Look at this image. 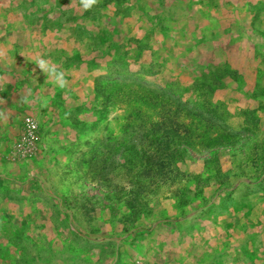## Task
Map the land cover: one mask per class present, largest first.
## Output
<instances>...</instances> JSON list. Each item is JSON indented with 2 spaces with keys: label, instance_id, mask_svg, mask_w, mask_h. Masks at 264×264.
Returning a JSON list of instances; mask_svg holds the SVG:
<instances>
[{
  "label": "rangeland",
  "instance_id": "rangeland-1",
  "mask_svg": "<svg viewBox=\"0 0 264 264\" xmlns=\"http://www.w3.org/2000/svg\"><path fill=\"white\" fill-rule=\"evenodd\" d=\"M0 264H264V0H0Z\"/></svg>",
  "mask_w": 264,
  "mask_h": 264
},
{
  "label": "clouds",
  "instance_id": "clouds-1",
  "mask_svg": "<svg viewBox=\"0 0 264 264\" xmlns=\"http://www.w3.org/2000/svg\"><path fill=\"white\" fill-rule=\"evenodd\" d=\"M80 5L84 10H91L94 6L99 3V0H79ZM72 6V3L69 7ZM37 65L42 69L48 77H55V83L63 88L67 85V80L64 78V73L60 70L55 69L50 66L47 61L38 60L36 61Z\"/></svg>",
  "mask_w": 264,
  "mask_h": 264
},
{
  "label": "crops",
  "instance_id": "crops-1",
  "mask_svg": "<svg viewBox=\"0 0 264 264\" xmlns=\"http://www.w3.org/2000/svg\"><path fill=\"white\" fill-rule=\"evenodd\" d=\"M30 228H31V230H30L31 233L34 232L36 230L35 224H31V227ZM38 230H39V228H38Z\"/></svg>",
  "mask_w": 264,
  "mask_h": 264
}]
</instances>
